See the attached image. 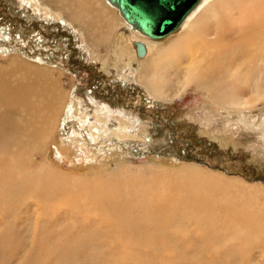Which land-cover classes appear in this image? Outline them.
Wrapping results in <instances>:
<instances>
[{
  "label": "rangeland",
  "instance_id": "rangeland-1",
  "mask_svg": "<svg viewBox=\"0 0 264 264\" xmlns=\"http://www.w3.org/2000/svg\"><path fill=\"white\" fill-rule=\"evenodd\" d=\"M39 6L0 0V68L12 58L40 61L76 111L36 158L56 176L65 175L52 180L56 192L47 182L39 185V196L35 186L0 196V264H264L258 233L264 226V98L254 94L255 82L245 80L254 70H236L238 64L226 70L222 86L234 88L230 93L242 106L219 103L205 87L186 82L187 70H173L180 63L172 66L171 56L165 70L148 68L188 30L151 46L148 59L137 63L136 40L118 24L120 17L110 48L99 50L60 14ZM101 6L108 7L104 1ZM118 41L126 47L124 58L116 56ZM153 83L160 95L146 88ZM92 125L102 127L99 139L92 137ZM8 156L2 159L7 173ZM192 169L196 179L175 176ZM199 180L221 189L201 193L191 182ZM47 194L54 197L48 203ZM173 206L214 220L208 228L219 232L196 241L189 223L184 231L196 239L187 246L185 234L176 236ZM237 227L248 228L250 236L235 237Z\"/></svg>",
  "mask_w": 264,
  "mask_h": 264
},
{
  "label": "bare ground",
  "instance_id": "bare-ground-1",
  "mask_svg": "<svg viewBox=\"0 0 264 264\" xmlns=\"http://www.w3.org/2000/svg\"><path fill=\"white\" fill-rule=\"evenodd\" d=\"M35 1L40 4L39 7L42 10L50 9L55 14H60L62 22L72 25L73 30L82 35L87 46L93 49L101 47L110 48L112 33L115 31L114 27H116L114 26V21L118 17L121 18V16L118 10L106 0ZM102 1L108 7H102ZM117 22L120 26L124 23V31H131L130 35L134 37L135 42H142L145 46L146 55L143 58H138L135 50L134 55L136 56L137 63H143L148 59L151 46L162 44L159 42L165 41L180 29L188 30L179 39L171 42L170 47H164L152 59L148 66L150 70H165L163 62L171 56L172 66L174 62L178 63L179 61L180 63L173 70H187V83L191 82L199 86V88L205 87L211 92L213 100L219 103L223 102L231 106H242V104L238 103L236 96L230 93L234 88L230 89L229 85L222 86V79L226 74V70H234L235 65L238 64L236 70H244V67H246L245 70H254L248 73L245 80L247 81L248 79L255 82L253 86L255 89L254 94L257 98H264V0H201L178 30L159 41L150 40L132 30L122 18L121 21L118 20ZM181 45L182 48L180 47ZM117 47L120 51L116 52V56L124 58L122 52L125 51L126 47H123L122 42L119 41ZM184 58H187V60H184ZM21 61L17 58H12L5 69L0 68V187L2 189L0 196L4 194L10 196L14 191L18 192L24 188L26 191L27 186L37 187L36 191L39 192L36 194L39 196L41 191L38 188L39 185L47 186V182H50V186L53 188H48L51 189L50 191L53 195L54 191L56 192V186L52 184V180L60 174L56 176L49 163H38L36 158L38 155L47 153L50 140L58 129V126L60 125V128L63 129L68 123L67 120L71 116L73 117L76 110L72 101H69L67 94L62 90L59 79H55L52 70L42 66L40 61H32L33 64ZM183 61H185L186 65L182 67ZM258 63L261 67H259ZM139 68H142L141 65ZM214 75H217V78H214ZM253 76L255 78L251 79ZM146 88L150 89L152 96L160 95L162 92V88H160L158 83L147 85ZM91 103L95 104L96 102L91 100ZM102 108L106 109V106L102 105ZM92 127L91 135L95 137L102 127L100 125H92ZM96 138L99 139V136H96ZM58 149L56 152L57 157L61 159L62 154ZM4 155H9L7 157L9 159V173L5 171L6 165L2 163ZM194 171L192 169L190 172H185L184 174L178 173L175 176L178 175L187 180L196 179L195 174L197 173ZM60 176L64 177L65 175ZM72 177L74 180L76 179V177ZM72 177L69 176L70 179ZM84 181L86 182L83 179ZM58 182L55 181V184ZM191 182L197 184L198 187L196 189L205 194H209L215 189H221V186L219 187L218 185H216L218 187L214 188L201 184L204 182L200 180ZM63 184L62 186H70L68 183H66L68 186ZM56 185L59 186V184ZM82 185L86 186V184ZM64 187L61 191L66 190ZM57 190L59 189L57 188ZM50 191L48 190V193ZM62 194L64 195V193ZM75 194L78 195L77 193ZM79 194L81 196V193ZM42 195H44V191ZM54 196L56 198V195ZM63 197L66 198L67 196ZM49 198L54 197H50L47 194V203L50 201ZM149 199L151 201V198ZM67 203H71V201ZM52 208L55 207L52 206ZM69 212L71 214V210ZM173 213L178 214L176 220L172 219V222L176 221L175 225L178 228V232L177 230L175 231L176 236L179 237L181 233L185 234L183 237L185 239L183 240H185L187 246L192 245L190 241L195 236L197 238H195L196 241H202L206 238H212L215 233L219 232L216 231L218 227L213 226L208 228L214 225V220H210L205 216L193 215L190 208L186 209L185 207L184 209L173 206ZM141 221L143 220L140 219ZM189 223H193L196 227L194 231L195 236H189V233L184 231V228L186 229V225ZM166 225L168 224L166 223ZM218 226L220 225L218 224ZM163 227L169 229L171 226ZM153 229L152 231L155 232ZM189 231H191V228ZM231 232L237 238L243 236L249 237L251 234L248 228L241 227H237L231 230ZM258 233H262L261 236L262 238L264 237V226L259 227ZM257 240L256 242L259 244L261 238ZM262 252L264 251L262 250Z\"/></svg>",
  "mask_w": 264,
  "mask_h": 264
},
{
  "label": "water",
  "instance_id": "water-1",
  "mask_svg": "<svg viewBox=\"0 0 264 264\" xmlns=\"http://www.w3.org/2000/svg\"><path fill=\"white\" fill-rule=\"evenodd\" d=\"M115 7L132 30L159 41L178 30L201 0H106ZM136 56L143 58L142 42L134 43Z\"/></svg>",
  "mask_w": 264,
  "mask_h": 264
}]
</instances>
